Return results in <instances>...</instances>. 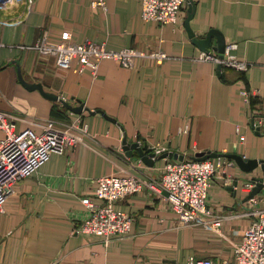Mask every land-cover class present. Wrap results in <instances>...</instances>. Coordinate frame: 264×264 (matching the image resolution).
<instances>
[{
  "label": "crops",
  "instance_id": "crops-1",
  "mask_svg": "<svg viewBox=\"0 0 264 264\" xmlns=\"http://www.w3.org/2000/svg\"><path fill=\"white\" fill-rule=\"evenodd\" d=\"M92 2L31 0L29 11L17 4L0 12L1 19L22 18L0 22V109L15 116L20 129L41 131L46 120L62 128L78 115L87 125L83 143L52 153L7 198L0 210V264H185L190 256L232 263L233 246L252 219L242 213L252 205L229 182L243 184L264 173L260 167L244 171L235 161L209 187L210 208L226 216L219 231L202 224L179 225L165 202L166 192L148 189L117 203L133 217L125 236L105 241L74 229L85 216L81 198L93 194L98 177L156 179L170 158H156L150 165L135 149L129 155L124 136L151 150L165 147L190 157L211 151L264 159V0H193L190 28L197 36L215 28L226 43L236 42L231 53L249 62L246 70H217L216 64L197 58L204 50L185 28L187 2L178 21L168 24L144 20L141 0H105V9ZM43 32L51 41L68 32L72 41L161 49L168 57L160 63L139 59L134 67L105 59L93 76L89 68L58 67L52 56L30 48ZM216 40L211 37L212 46ZM212 46L209 50L215 51ZM18 68L28 82H40L71 105L81 100L115 120L100 112L74 113L25 87ZM243 90L249 92L248 101ZM256 196L255 206H263L264 188Z\"/></svg>",
  "mask_w": 264,
  "mask_h": 264
},
{
  "label": "built area",
  "instance_id": "built-area-1",
  "mask_svg": "<svg viewBox=\"0 0 264 264\" xmlns=\"http://www.w3.org/2000/svg\"><path fill=\"white\" fill-rule=\"evenodd\" d=\"M186 2L141 0L140 16L160 24L176 23ZM17 4H22L24 10L29 11L31 0H0V12ZM92 5L106 8L105 0H93ZM21 19L5 20L0 17V22L14 23ZM236 46V42H227L222 56L209 50L201 51L197 58L221 65V68L246 70L249 62L231 53ZM30 48L43 56H52L58 67L75 68L78 71L89 68L93 76L97 75L100 63L105 59L114 60L125 67H134L139 59H152L160 63L168 57L161 49H114L94 40L76 42L72 41L68 32H63L58 41H51L48 34L43 32ZM242 94L248 101L249 92L243 90ZM15 118L0 109V210L19 180L36 173L52 153H64L83 143L87 135V125L81 115L69 120L62 128H57L53 120L41 122V131L31 127L20 129ZM153 151L157 155L166 151V148L156 147ZM233 165L234 160L224 155L200 160L184 156L182 159L166 158L156 179L134 174L100 176L96 179L93 194L81 198L85 216L74 230L85 235L101 236L105 241L125 236L131 230L133 217L117 203L129 194L148 189L156 194L166 192L165 202L175 213L179 225L202 224L219 231L226 216L216 214L210 208L209 187L213 177L227 175L229 167ZM229 183L246 195L255 185L253 178L243 184ZM256 195L248 199L252 207L242 213L252 219L242 231L241 239L233 246L232 263H215L210 257L190 256L185 264H264V205L255 206Z\"/></svg>",
  "mask_w": 264,
  "mask_h": 264
},
{
  "label": "water",
  "instance_id": "water-1",
  "mask_svg": "<svg viewBox=\"0 0 264 264\" xmlns=\"http://www.w3.org/2000/svg\"><path fill=\"white\" fill-rule=\"evenodd\" d=\"M188 3V10L190 11V14L186 18L185 21V28L189 34V36L192 38L193 42H195L200 49L204 51H208L209 48L212 46L211 37L215 36L217 38L215 45L212 47L215 51L219 53L220 56H222V53L224 52L226 41L223 34L215 29L212 28L206 32L203 36H197L195 32L190 28L189 20L193 15L194 11V5L193 0H187ZM221 69V65H217V70ZM18 77L20 82L29 89H37L39 90L46 98L50 100H54L68 108L69 110L73 111L74 113H81L83 110H87L90 113L94 114L96 112L103 113L104 116L110 120H115L114 118H111L107 114H105L102 110H90L87 107L84 106V103L81 100H78V105H71L67 100L61 98L58 94H55L53 92H49L44 89L43 85L40 82H28L23 77L21 70L18 68ZM123 148L126 149L127 153L129 155L133 154V150L135 149L137 151V154L141 157L142 160H144L146 163L153 165L155 163L156 158H162V157H170V158H178L182 159L184 157L183 154H180L178 152L173 151H165L159 155H156L154 151L151 150L147 146V144L141 145L137 141L129 142L126 137L124 136L122 139ZM218 155H224L227 156L235 161V163L244 171H251L257 167H260L261 170L264 172V159L262 158H246L243 157L241 154L237 153H225V154H219L216 152L211 151H197L195 152L191 158L193 159H206L208 157H215ZM253 180L255 181V185L250 190V192L245 196L244 201L248 200L250 197L256 195L258 192L261 191V189L264 188V173L261 176H254Z\"/></svg>",
  "mask_w": 264,
  "mask_h": 264
},
{
  "label": "rangeland",
  "instance_id": "rangeland-1",
  "mask_svg": "<svg viewBox=\"0 0 264 264\" xmlns=\"http://www.w3.org/2000/svg\"><path fill=\"white\" fill-rule=\"evenodd\" d=\"M153 150V149H152ZM186 156V155H185ZM165 162H166V160H165ZM165 164V163H164Z\"/></svg>",
  "mask_w": 264,
  "mask_h": 264
}]
</instances>
